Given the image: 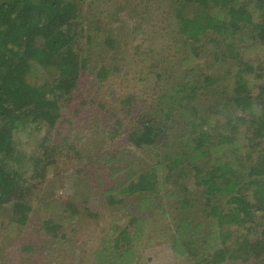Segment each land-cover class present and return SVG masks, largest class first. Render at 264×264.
<instances>
[{"label":"trees","instance_id":"obj_1","mask_svg":"<svg viewBox=\"0 0 264 264\" xmlns=\"http://www.w3.org/2000/svg\"><path fill=\"white\" fill-rule=\"evenodd\" d=\"M173 2L177 33L191 53L198 57L206 48L212 62L229 66L232 86L228 90L229 83L203 75L207 94L219 97L212 110L198 108L172 90L152 96L155 119L148 113L140 116V122L125 131V141L139 150L154 148L169 154L128 178L117 163L121 180L113 184L114 193L107 194L106 202L116 206L134 200L145 207L154 202V207L170 210L176 224L172 247L197 257L194 264H264V66L259 65L261 74L252 75L254 66L241 57L244 50L264 48V0ZM79 11L78 0H0V211L4 214L0 241L18 240L23 256L43 247L42 237L33 231L58 242L65 225L80 213L76 202L57 189L46 193L44 187L53 178L68 177L66 168H79L73 142L50 145L43 138L29 153L16 137L19 129L29 131L28 126L67 128L75 112L71 101L89 62L87 55L82 57L87 32ZM244 37L253 42L251 46L239 44ZM41 70L50 74L45 81L35 77ZM110 70L102 64L93 71L99 86ZM125 99L131 107L132 99ZM120 124L114 116L110 133ZM55 159L67 166L56 171ZM40 209L45 216L36 223ZM192 209L198 219L188 215ZM179 212L183 213L176 215ZM132 215L130 225L138 234L136 227L146 226V217L143 212ZM128 226L111 244L106 242L109 264L129 263L126 254L131 248L123 250L130 244ZM205 227L210 233L205 229L203 237ZM234 230L238 234L233 235ZM198 237L209 244L193 246Z\"/></svg>","mask_w":264,"mask_h":264},{"label":"rangeland","instance_id":"obj_2","mask_svg":"<svg viewBox=\"0 0 264 264\" xmlns=\"http://www.w3.org/2000/svg\"><path fill=\"white\" fill-rule=\"evenodd\" d=\"M78 2L81 24L87 32L82 39L85 52L82 57L87 55L89 62L82 70L79 86L71 101L70 108H74L75 112L68 118L67 128L57 127V130L51 131L46 127L28 126L29 131L19 129L16 137L20 138L29 153L39 146L43 138H46L45 144L50 145L57 141L73 142L71 144L79 153L76 164L80 169L66 168L64 174L68 177L63 181L53 178L44 187L46 193L57 189L58 194L76 202L80 213L65 225L64 237L58 242L33 231L36 236L40 234L43 246L34 254H20L18 240L4 239L3 244L0 241V264L11 260L14 264H109L111 259L106 242L111 244L112 238L127 224L130 244L123 250L131 248L126 254L128 264H194L197 257L189 252L180 254L181 248L172 247L176 227L174 213L163 206L154 207V202L145 207L129 200L128 204L112 206L106 198L107 194L114 193L113 184L121 180L117 174V163L122 166L121 174L128 178L137 169L151 168L156 161L169 154V151L154 148L139 150L125 141V131L140 122V116L148 113L150 119H155L152 117L155 113L151 109V97L165 92L169 95L172 90L177 96L186 95L192 105L212 110L219 97L211 95V92L207 94L209 87H206L203 75L229 83V90L232 86L230 68L221 67L218 61L212 62L211 53L206 48V54L203 49L199 51V58L191 53L190 45L177 33L173 0ZM244 38L239 44L251 46L253 42ZM241 57L254 66L252 75L256 72L261 74L259 65L264 66V48L244 50ZM102 64L110 66L111 70L99 86L92 75ZM43 72H35L36 79L45 81L50 77L47 70L45 74ZM127 97L132 99L131 107L125 105ZM114 116L120 118L121 124L110 133ZM66 130L69 131L67 135ZM63 146L65 144L60 147ZM55 160L56 171L60 166H67L62 160ZM166 199L169 201L166 206H170L171 200ZM145 208L150 209L143 210ZM41 210L34 216L36 223H40L41 217L45 216ZM149 210L156 211L151 214ZM191 211L188 215L198 219V212ZM137 212H143L146 217V226H142L144 231L140 223L136 227L138 234L136 229L132 231L130 225L132 217H135L132 214ZM180 213L183 212L176 215ZM3 215L0 211V220ZM261 224L264 226V221ZM205 229L210 233L205 227L203 237H206ZM233 233L236 235L238 231ZM16 235L19 237L20 234ZM202 243L208 245L209 241L198 237L193 246Z\"/></svg>","mask_w":264,"mask_h":264}]
</instances>
